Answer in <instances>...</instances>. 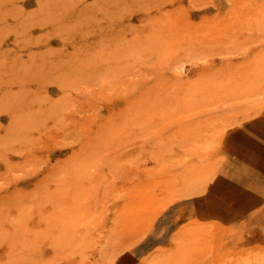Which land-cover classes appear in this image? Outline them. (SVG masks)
I'll use <instances>...</instances> for the list:
<instances>
[{
	"label": "rangeland",
	"instance_id": "1",
	"mask_svg": "<svg viewBox=\"0 0 264 264\" xmlns=\"http://www.w3.org/2000/svg\"><path fill=\"white\" fill-rule=\"evenodd\" d=\"M24 1L0 264H264V0Z\"/></svg>",
	"mask_w": 264,
	"mask_h": 264
},
{
	"label": "bare ground",
	"instance_id": "2",
	"mask_svg": "<svg viewBox=\"0 0 264 264\" xmlns=\"http://www.w3.org/2000/svg\"><path fill=\"white\" fill-rule=\"evenodd\" d=\"M6 0H0V24L4 23L6 25L0 26V102L4 107H11L13 103L18 104L23 101L22 98H24V95H26V89L24 87L22 75L20 72H13L11 70L12 67H10V64L8 65V62H6V52L2 49L3 43L7 42V34L5 32L6 28L10 26V23L7 21V16L9 15V9H7L5 6ZM32 4L31 0H26L23 2L22 6L30 5ZM16 31H15V39L18 40L20 43V40L22 38V33L24 32L23 29V20L20 19V16L16 14ZM25 34V33H24ZM22 48L23 46H18V50L16 52V56L12 57L14 58L13 62L15 67L18 66L22 60ZM2 49V50H1ZM5 65V66H4ZM11 84L18 85V92L14 93L11 90ZM21 100V101H20ZM32 101L34 99H31ZM31 101V102H32ZM30 102V103H31ZM20 105V104H19ZM13 118V117H12ZM14 119V118H13ZM10 194V193H9ZM7 198V197H5ZM4 200V199H3ZM6 200V199H5Z\"/></svg>",
	"mask_w": 264,
	"mask_h": 264
},
{
	"label": "crops",
	"instance_id": "3",
	"mask_svg": "<svg viewBox=\"0 0 264 264\" xmlns=\"http://www.w3.org/2000/svg\"><path fill=\"white\" fill-rule=\"evenodd\" d=\"M249 125H255V124H257V122H249L248 123ZM258 124H260V122L258 123ZM248 133V132H247ZM249 134V133H248ZM245 132L244 131H242V132H232V133H230V135L228 136V140H231V139H233V141H234V151H236V152H238L236 155H238L239 157H241V156H245V151L243 152V150H244V146H243V144H242V142L244 141V139H248L247 137H245ZM259 139H261V138H259ZM263 139V138H262ZM238 142V143H237ZM240 161V160H239ZM233 167V166H232ZM238 169H240L239 167H238ZM246 195H251V193L250 192H246L245 193Z\"/></svg>",
	"mask_w": 264,
	"mask_h": 264
}]
</instances>
